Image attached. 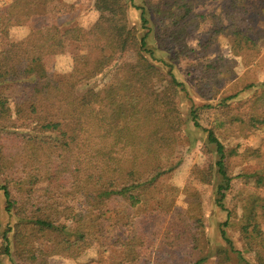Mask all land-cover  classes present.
I'll return each instance as SVG.
<instances>
[{"label": "trees", "instance_id": "16d2710c", "mask_svg": "<svg viewBox=\"0 0 264 264\" xmlns=\"http://www.w3.org/2000/svg\"><path fill=\"white\" fill-rule=\"evenodd\" d=\"M38 1L19 0L25 5L20 10L14 4L0 8V36L11 26H31L24 45L0 51V86L32 82L13 101L17 117L28 123L27 133L7 131L13 112L0 92V191L6 213L16 218L5 227L0 222V264H49L56 255L78 260L94 248L101 251L96 258L77 264H104V254L113 251L106 248H117V264H175L173 252L182 253L176 264H207L201 258L205 232L199 193H189L182 210L168 204L165 187L180 164L178 144L186 123L179 96L187 90L174 64L191 67L189 76L197 73L203 96L221 95L216 105L207 106L216 111L213 125L202 128L217 155L216 204L227 212L221 226L226 246L217 250L216 264H264V168L240 174L253 180L251 190L239 193L234 210L226 209L232 178L219 137L238 124L251 132L264 129V82L246 83L249 74L238 77L236 69L237 57L247 72L258 69L259 33L252 26L249 33L236 20L238 9L251 14L249 2L257 0H222L230 23L216 13L197 14L201 0H143L141 5L97 0L100 17L93 27L65 31L55 22L32 26ZM129 8L140 11L143 33L130 27ZM252 10L263 18L264 7ZM200 25L207 38L192 48L187 37ZM155 28L152 47L148 40ZM220 38L230 42L231 58L217 50ZM70 43L84 47V55L74 56L69 72H48L44 57L64 54ZM160 49L169 52L171 63L157 55ZM128 52L137 55L139 65L118 62ZM103 75L99 87L80 92V86ZM237 100L240 106L233 105ZM190 116L200 128L195 109ZM252 153L258 151L249 149ZM144 208L167 218L158 237L143 227ZM238 210L239 233L252 261L227 236ZM114 232L118 236L109 240Z\"/></svg>", "mask_w": 264, "mask_h": 264}, {"label": "rangeland", "instance_id": "374dc122", "mask_svg": "<svg viewBox=\"0 0 264 264\" xmlns=\"http://www.w3.org/2000/svg\"><path fill=\"white\" fill-rule=\"evenodd\" d=\"M19 0H0V8H5L10 4H14L17 10L24 5V3H18ZM97 0H39L37 3L40 4V8L36 10V14L32 19V26H40L42 22L53 24L55 22L58 24L62 31H65L71 27H80L84 29H90L99 21V13L95 8V3ZM143 0H135L137 5H141ZM201 5L196 6L195 12L197 14H219L221 15L227 23L230 20L225 18L222 13L224 3L222 0H201ZM249 5L251 9V14L244 15L241 9L236 12V20L242 29H255L259 34L258 37L261 38V54L259 57V64H257L258 69L251 72H247V69L242 66V60L237 57L238 62L237 75L242 76L244 73H248V78L246 83L251 81H259V83L264 82V14L263 18L257 16L252 8L256 9L260 6L264 7V0H257L256 2ZM253 3H257L254 4ZM25 6V5H24ZM129 25L130 27H137L140 29V11L135 8H129L128 10ZM156 27V26H155ZM155 30L151 32L149 37L150 46H156ZM31 32V26L21 25V26H11L8 34L5 36H0V51H7L13 43H23ZM141 31L140 33H143ZM249 29V33H250ZM207 38L206 27L201 26L194 28L187 37V42L190 47L197 48L200 43H203ZM25 48V47H24ZM218 51L223 53L225 56L231 58L232 51L230 48V42L225 39L219 41V45L216 47ZM157 53L159 57H163L169 63V52L160 49ZM85 53V48L77 45L76 43H70L67 46L66 52L61 55H49L44 57L43 64L48 72L54 73H65L69 72L71 67L74 65V56L81 57ZM118 62H129L135 65H139V60L137 55L133 52H128L122 54ZM175 74L179 81L183 82L186 87V92H181L179 96V105L182 114L185 118V125L181 133L180 142L178 144V161L180 164L173 175L166 181L165 187L167 188V199L168 204L175 202L176 208L184 210L189 201L188 194L192 192L199 193L202 202V209L204 215V245L205 250L201 255L202 260L206 261L207 264H216V253L221 247H225L221 235V226L227 220L226 210L220 208L216 204V186L218 184V179L215 178V162L217 160V155L215 152L214 145L208 142L207 133L202 130V128H210L213 125V121L216 117V111L212 108H208V105H216L217 100L221 95L217 96L216 99L211 98V94L206 92L205 96L199 93L200 83L196 82L194 79L197 78V73L193 72L191 76L187 74V69H192L191 67H186L185 65L174 64ZM254 71V72H253ZM196 77V78H195ZM105 75L99 77L98 79L88 83L89 85L80 86V92L85 91L88 87H99ZM32 82H21V83H9L0 86V92L4 94L8 100L11 102V108L13 112L12 119L10 123H6L8 126V132L16 133H27L26 127L28 125L25 120L20 119L14 112V99L21 94V88L26 84H31ZM225 84L221 85V94L225 91ZM248 99L245 97L243 101ZM233 105L240 106L241 103L237 100L233 102ZM195 109L199 127H195L192 117L190 116L191 110ZM222 143L225 145V150L227 154L225 168L228 175L232 178V190L227 192L226 199L224 200V206L226 209L234 210L238 204L237 197L239 193H247L251 190L252 179L249 177L241 176L240 174H249L256 171H260L264 168V129L259 131L251 132L245 124L235 125L233 128L224 129L222 134H219ZM13 140V139H12ZM10 141V140H9ZM249 149L252 152L258 151L257 156L249 154ZM247 150V151H246ZM207 174L208 177H204ZM204 177V181L201 179ZM2 179V178H1ZM116 205V203H114ZM142 221H144L143 227L146 228L148 233L155 237H158L163 228L167 223V218L161 213H152V209H143ZM139 214V215H140ZM240 214L241 210L237 211V215L232 217L230 220V225L226 228L227 236L233 242L235 249L243 252L245 256L252 261L253 258L250 254L245 252V245L239 233L240 229ZM140 217H138L139 219ZM16 218L10 217L5 211V198L3 193L0 191V222L1 226L5 227L8 223H15ZM118 236L117 232L110 234L109 240H115ZM111 249L113 251H107L104 254V264H117L118 259H120V253L114 249L117 248H106V250ZM105 250V249H104ZM98 249H91L85 255L80 257L78 260L66 259L63 256L56 255L50 258L49 264H77V261L87 262L92 258L98 256ZM104 252V251H103ZM102 252V253H103ZM182 254L181 252H173L171 257L173 258V263L176 264L178 256Z\"/></svg>", "mask_w": 264, "mask_h": 264}]
</instances>
